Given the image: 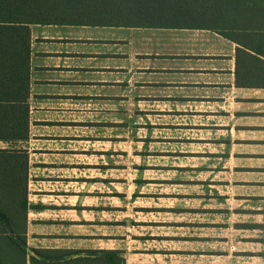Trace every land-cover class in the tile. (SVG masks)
I'll list each match as a JSON object with an SVG mask.
<instances>
[{
    "label": "crops",
    "instance_id": "obj_1",
    "mask_svg": "<svg viewBox=\"0 0 264 264\" xmlns=\"http://www.w3.org/2000/svg\"><path fill=\"white\" fill-rule=\"evenodd\" d=\"M30 36L27 138L0 140L22 155L29 248L65 254L53 264H106L125 237L115 214L132 204L124 241L145 248L122 249L125 264H264L263 48L190 26L33 24ZM121 151L138 173L129 193L117 188L133 199L125 206L114 194ZM157 152L161 172H176L160 182L188 192H140L158 179L146 173L159 170ZM220 181L236 189L222 224L201 195ZM5 247L2 264H41Z\"/></svg>",
    "mask_w": 264,
    "mask_h": 264
},
{
    "label": "trees",
    "instance_id": "obj_2",
    "mask_svg": "<svg viewBox=\"0 0 264 264\" xmlns=\"http://www.w3.org/2000/svg\"><path fill=\"white\" fill-rule=\"evenodd\" d=\"M33 24L207 27L244 47L264 50V0H0L1 141L27 138ZM20 158L22 155L15 151L0 150V189L11 188L13 198L23 192L15 204L16 225L0 208V240L8 241L11 248L5 250L17 249L41 264L58 263L64 260V253L55 259L48 252L29 248L19 236V211L25 216L31 207L26 178L20 173L24 167L15 165ZM104 255L106 264H124L117 252L105 251Z\"/></svg>",
    "mask_w": 264,
    "mask_h": 264
},
{
    "label": "rangeland",
    "instance_id": "obj_3",
    "mask_svg": "<svg viewBox=\"0 0 264 264\" xmlns=\"http://www.w3.org/2000/svg\"><path fill=\"white\" fill-rule=\"evenodd\" d=\"M68 15H72L71 13H68ZM63 17H66V15H63ZM137 128L139 129V127L137 126ZM157 132H160L157 131ZM156 132V133H157ZM160 137V135H158ZM161 141V139L158 140V142ZM161 144H156V146H160ZM122 150H123V147H122ZM146 153V152H145ZM148 153V152H147ZM159 152H157L156 154H154V158H153V161H154V164L157 163L159 165V170H154V171H147V175L148 176H152V178H158L157 181H153L150 185H144L141 187L140 189V186H138V190L140 189V192H146V193H149L151 192L152 194L154 193H161L163 192V190H173L174 192H188L189 190V187H185L184 185H190L188 183H185V184H181L182 186H179L180 184H178L177 182H169L168 183H163L160 182L162 176L163 178H166L167 180H173L174 177L176 175H174L173 177L171 176L172 174H176V172H173V171H165V172H161V158L159 157ZM121 160H122V165L120 167V173H116L118 174L117 175V178H118V181L116 182L117 184H114V194L119 197H121V200H122V204L123 206H125L129 201H133V199H129L128 201L124 199L125 195L123 193H118V189L120 187V191L123 192V190L127 193L130 192V186H132V183L131 182H124L126 179L127 180H132V178H137L138 177V173L134 172L132 170V174L129 175L130 173H128L127 171H124L126 170L127 167H125L124 163L126 160L125 159H128V155L127 153H124L123 151H121ZM133 157H130V159H132ZM134 159V158H133ZM136 159V158H135ZM138 160H140L139 157H137ZM144 159V158H143ZM149 159V158H147ZM150 161V160H149ZM142 163L141 164H145V162L143 163V161H141ZM151 164H153V162L150 161ZM171 169V168H169ZM171 176V177H169ZM218 176L220 179H222L224 177V175L218 173ZM170 178V179H168ZM3 179H6L5 177H3ZM213 184V185H212ZM211 184V187H209V184L208 183H202L201 184V195H202V199L205 198V200H202V205L203 204H209V201L208 199L211 197V208H215V209H212L211 210V216L213 215L212 213H215L216 215V221L218 224H222L225 222V219H227V208L229 207L228 205L225 204L226 202V198L227 197L225 194H228L229 197L231 196H235V193H236V189L235 187H233L231 184H228V183H225L224 181H220V182H215V185L214 183ZM4 186V185H3ZM106 192L108 194H111L110 191H112V188L113 186L111 184H109V187H106ZM203 194L204 197H203ZM208 194H211V196H209ZM13 190L11 188H9L8 186H4V188L0 189V208H3L4 211L7 213L8 216L11 217V219L13 220V224L16 225V222H17V217H16V213L18 212L17 208H16V205L17 204V201L20 200L23 196V192L20 191L19 192V198H13ZM27 196H28V185H27ZM134 196V194H133ZM225 196V197H224ZM214 199V200H213ZM132 204L129 205V208H125V207H121L120 209V212L119 213H116L115 216H118V224L115 228V231H116V234L118 236H121V237H124L123 239L124 240H127V236L131 235V231L128 230V226H127V222L126 220L129 219V217L127 216V214H133V209L132 208ZM123 211H125L124 213H122ZM107 211H106V215H107ZM18 216L20 217V223H23L22 221V218L24 216L23 212L22 211H19V214ZM212 218V217H211ZM236 218V217H235ZM235 220V219H234ZM125 225V226H124ZM124 226V227H123ZM1 230V229H0ZM140 229H133L132 230V233L135 234L136 232H139ZM1 232V231H0ZM127 235V236H126ZM122 238H119L118 241H117V244L120 249L118 252V254L121 256V258L124 259V262L125 261V258H124V255H125V251L122 250V249H134V248H137L140 246V248H145L144 246H142V244H140V242H128V241H124V240H120ZM108 244H113L112 241H107ZM129 243V244H128ZM109 245V246H110ZM106 246H108L106 244ZM15 254L14 251L12 250H9V252L6 254V255H13ZM125 264V263H124Z\"/></svg>",
    "mask_w": 264,
    "mask_h": 264
}]
</instances>
